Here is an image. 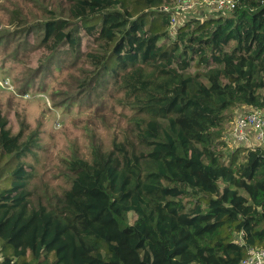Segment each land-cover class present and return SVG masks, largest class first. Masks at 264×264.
<instances>
[{
  "label": "trees",
  "instance_id": "16d2710c",
  "mask_svg": "<svg viewBox=\"0 0 264 264\" xmlns=\"http://www.w3.org/2000/svg\"><path fill=\"white\" fill-rule=\"evenodd\" d=\"M68 1L33 29L50 56L96 46L82 86L114 79L130 135L34 194L40 140L0 116V264H240L264 249V148L222 151L231 111L264 118V0L173 29L174 0Z\"/></svg>",
  "mask_w": 264,
  "mask_h": 264
},
{
  "label": "rangeland",
  "instance_id": "374dc122",
  "mask_svg": "<svg viewBox=\"0 0 264 264\" xmlns=\"http://www.w3.org/2000/svg\"><path fill=\"white\" fill-rule=\"evenodd\" d=\"M164 8L171 11L174 27L191 18L227 16L231 11L219 10L210 0H174ZM69 9L68 0H0V116L13 134L36 132L40 140L37 157L27 160L35 175L29 184L34 194L61 192L69 180V162L89 159L93 143L107 149L130 135L132 111L120 102L122 93L114 79L82 86L94 74L84 55L96 46L84 39L75 58L64 47L58 57L50 56L33 29L55 18L66 20ZM248 111L258 112L241 107L230 114ZM222 140L224 155L248 148L230 140L229 127ZM134 219L130 213L131 224Z\"/></svg>",
  "mask_w": 264,
  "mask_h": 264
},
{
  "label": "built area",
  "instance_id": "2783aa9c",
  "mask_svg": "<svg viewBox=\"0 0 264 264\" xmlns=\"http://www.w3.org/2000/svg\"><path fill=\"white\" fill-rule=\"evenodd\" d=\"M211 4L221 9H232L236 0H210ZM164 11L165 8L163 7ZM171 29L174 19L171 18ZM230 140L246 146L247 149L257 150L264 146V118L260 112H244L234 116L229 127ZM240 264H264V249H248Z\"/></svg>",
  "mask_w": 264,
  "mask_h": 264
}]
</instances>
